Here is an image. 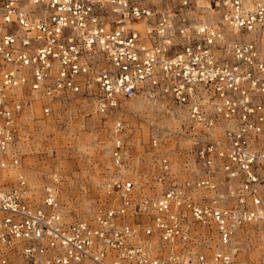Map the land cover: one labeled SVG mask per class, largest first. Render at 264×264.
Segmentation results:
<instances>
[{
  "label": "built area",
  "instance_id": "built-area-1",
  "mask_svg": "<svg viewBox=\"0 0 264 264\" xmlns=\"http://www.w3.org/2000/svg\"><path fill=\"white\" fill-rule=\"evenodd\" d=\"M202 2L0 0V264L236 263L264 224V0ZM139 99L194 131L178 171L157 126L148 165L132 155L120 113ZM73 100L113 117L115 177L69 221L54 184L35 202L19 145Z\"/></svg>",
  "mask_w": 264,
  "mask_h": 264
},
{
  "label": "rangeland",
  "instance_id": "rangeland-1",
  "mask_svg": "<svg viewBox=\"0 0 264 264\" xmlns=\"http://www.w3.org/2000/svg\"><path fill=\"white\" fill-rule=\"evenodd\" d=\"M126 142L135 158L148 162V135L153 126L165 130L164 151L178 171L191 145V131L181 111L165 101L143 99L123 103ZM19 145L22 172L36 203L54 184L59 211L69 220L91 217L105 199L103 185L115 177L110 165L113 117L103 118L85 101L56 105L48 118L36 111ZM235 264H264V224L246 227Z\"/></svg>",
  "mask_w": 264,
  "mask_h": 264
},
{
  "label": "bare ground",
  "instance_id": "bare-ground-1",
  "mask_svg": "<svg viewBox=\"0 0 264 264\" xmlns=\"http://www.w3.org/2000/svg\"><path fill=\"white\" fill-rule=\"evenodd\" d=\"M203 2L202 0H197V5H201ZM206 5V4H205ZM212 13L211 10H208ZM200 19H202L203 21H206V22H209V23H214V19H212V17H206V16H203V15H200ZM182 113V112H181ZM183 115V114H182ZM184 119H185V116L183 115Z\"/></svg>",
  "mask_w": 264,
  "mask_h": 264
}]
</instances>
